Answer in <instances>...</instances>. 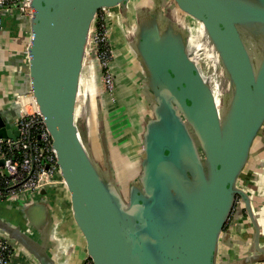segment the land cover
<instances>
[{
	"label": "water",
	"instance_id": "obj_1",
	"mask_svg": "<svg viewBox=\"0 0 264 264\" xmlns=\"http://www.w3.org/2000/svg\"><path fill=\"white\" fill-rule=\"evenodd\" d=\"M30 7L27 86L18 95H32L50 134L73 226L92 264H219L236 196L252 221L255 249L264 251L250 196L240 184L264 124V0H31ZM101 7H116L124 22L133 13L126 33L142 100L133 166L111 142L103 107L92 118L89 92L80 94L86 68L93 79L94 18ZM189 20L218 55L230 85L223 109L220 88L213 92L192 56L199 33ZM12 100L16 119L22 106L16 96ZM78 113L94 121V151L80 132ZM11 126L0 113V136L15 138ZM36 195L20 200L24 231L5 223L0 228L34 264H55L59 219L47 188ZM237 210L241 215L239 205ZM75 247L73 241L67 255Z\"/></svg>",
	"mask_w": 264,
	"mask_h": 264
},
{
	"label": "crops",
	"instance_id": "obj_2",
	"mask_svg": "<svg viewBox=\"0 0 264 264\" xmlns=\"http://www.w3.org/2000/svg\"><path fill=\"white\" fill-rule=\"evenodd\" d=\"M2 18L3 22L0 28V113L5 121L12 124L11 130H15L14 113L16 110L12 99L18 93L25 91L27 86L26 48L29 40L30 18L17 10L4 12ZM240 184L244 185L246 193L250 196V201L254 204L255 218L259 227L258 243L264 249V126L260 135L253 141L247 163L242 171ZM62 188L66 197V189L61 184L57 187L53 185L47 188L48 191H54L53 194H48L54 211H56L55 203L59 202L60 207L63 204L62 200L57 201V197L53 198ZM62 197L64 196L62 195ZM14 203L16 205L12 208L0 203V224L5 223L12 227H19L24 231L27 220L20 210L22 202L19 200ZM56 212L60 216L59 221L62 226V220H64L62 212L58 210ZM243 217L237 214L229 221L227 231L220 243L219 264H264V251L255 249L254 229L250 221ZM4 233L0 228V235H4ZM59 234L57 227L54 232L57 244L54 250L55 264H82L83 260H85L84 264L90 262L85 252L84 242L77 232V237L72 238L71 241L67 240L68 237H62ZM31 238L40 247L41 239H38L36 234H32ZM43 238L45 243L42 245L47 249V234ZM73 241L76 243V247L67 255V250ZM17 247L21 248L20 245ZM21 250V253H15L13 261L21 264H34L33 257L22 248Z\"/></svg>",
	"mask_w": 264,
	"mask_h": 264
},
{
	"label": "rangeland",
	"instance_id": "obj_3",
	"mask_svg": "<svg viewBox=\"0 0 264 264\" xmlns=\"http://www.w3.org/2000/svg\"><path fill=\"white\" fill-rule=\"evenodd\" d=\"M131 7V5H130ZM110 11H112L111 15L108 17V33L107 38L111 47V59H110V71L114 76V87L113 91L109 94L104 90V85L101 77V65L98 61L92 63V68L90 69V74L93 73V79L91 76L88 77V69H85V73H83V82L81 85V93L89 92V98H91V117H94V113L97 111L100 112V109L104 110V114H107L108 124L110 128V136L111 142L118 144L123 153L130 157L133 162L128 163V166H133L138 163V137H137V128L138 131L140 129V125H138V118L140 115V106L142 105V100L140 98V94L138 92L136 77L131 73V64L133 60L132 55H130V51H128V34L126 31H130L132 28L134 19L133 13L130 9L129 17L124 20L121 18L120 13L117 8L114 7ZM125 23L127 25H125ZM189 27L192 28L196 33H199V37L197 39V51L194 50L192 56L196 59L197 66L199 71L205 81L211 86L213 92L216 88H220L219 93L217 91V101L218 107L223 109L226 107V97H228V89L230 85L225 81L224 75L222 74L221 63L219 61V57L213 48L206 43V39L201 35L199 25L193 21L187 22ZM193 41V40H192ZM137 67V66H136ZM95 68L97 72V77H95ZM221 75V76H220ZM220 76V78H219ZM221 86L218 87L215 83ZM91 81V83H90ZM138 82V81H137ZM90 83V84H89ZM91 87L88 89V87ZM98 88L101 90L100 98H95V91ZM85 88V89H84ZM228 88V89H227ZM95 89V90H94ZM85 91V92H83ZM84 96L80 95L79 104L81 109L83 107ZM126 101V102H125ZM99 103V105H98ZM125 103V104H124ZM101 105V106H100ZM103 105V106H102ZM101 108H100V107ZM142 107V106H141ZM118 114V118L116 115ZM77 115H80L79 113ZM82 118L79 120V128L80 132L84 135V137L88 136V139H85V142H89L92 144V151L96 147L97 144H94L95 135H92L95 132V126H93L94 121L91 122L89 120L88 114H81ZM80 115V117H81ZM79 117V119H80ZM82 121V122H81ZM140 121V120H139ZM89 129V130H88ZM100 130V129H99ZM91 132V134H89ZM82 136V135H81ZM137 160V161H136ZM120 161V160H118ZM121 164V163H120ZM126 163H123L121 167L125 166ZM132 164V165H129ZM127 166V168H128ZM63 186V184H62ZM64 187V186H63ZM60 191V194H59ZM63 188L57 191V195L53 196V198L57 197V201L62 200L63 204L60 207L58 203H56V209L59 212H62L63 225L61 226V222L59 221L58 232L62 237H68V241L73 240L72 238H76V230L73 226V221L71 218L70 204L68 197L64 195ZM53 194L54 191H48L47 194ZM62 195L64 197H62ZM0 203L9 207H15L16 203L11 201L0 200ZM61 205V204H60ZM60 209H59V208ZM60 217H58L59 219ZM78 235V234H77ZM14 244V242H12ZM21 248L15 245V252L21 253ZM89 262V261H88ZM88 264H92L90 261Z\"/></svg>",
	"mask_w": 264,
	"mask_h": 264
},
{
	"label": "built area",
	"instance_id": "obj_4",
	"mask_svg": "<svg viewBox=\"0 0 264 264\" xmlns=\"http://www.w3.org/2000/svg\"><path fill=\"white\" fill-rule=\"evenodd\" d=\"M31 0H0V28L4 12L17 10L31 15ZM112 8L101 7L94 18V42L96 58L101 65L104 90L113 91L114 76L110 71L111 47L108 42V17ZM31 94L16 95L21 103L20 115L16 118L15 138L0 136V200L16 202L36 195L40 189L63 184L55 154L51 149V137L43 123ZM9 238L0 235V264H21L13 261L15 245Z\"/></svg>",
	"mask_w": 264,
	"mask_h": 264
},
{
	"label": "flooded vegetation",
	"instance_id": "obj_5",
	"mask_svg": "<svg viewBox=\"0 0 264 264\" xmlns=\"http://www.w3.org/2000/svg\"><path fill=\"white\" fill-rule=\"evenodd\" d=\"M264 126V124H263ZM263 126L261 127L260 131L258 132L257 136L260 135V133L262 132V128ZM246 182V181H245ZM241 188L245 189L244 185L241 184ZM240 203V204H238ZM251 204V209H252V213L253 215L255 216V210H254V204H252V202L250 203ZM238 205L240 207V212H241V216H244L243 218L247 219L248 221H250L251 225H252V221L251 219L249 218L248 216V212H247V209L244 205L243 202H241V199L239 196H236L235 199H234V203H233V206H232V210L230 212V215L227 219V221L225 222L224 226H223V230H222V234H221V239L223 238V236L225 235L224 233L227 231V226H228V223L229 221L233 218L234 215H237V214H240L239 211L237 210L238 208ZM253 227V225H252ZM221 243V242H220ZM219 249H220V246H219ZM220 254V253H219Z\"/></svg>",
	"mask_w": 264,
	"mask_h": 264
},
{
	"label": "trees",
	"instance_id": "obj_6",
	"mask_svg": "<svg viewBox=\"0 0 264 264\" xmlns=\"http://www.w3.org/2000/svg\"><path fill=\"white\" fill-rule=\"evenodd\" d=\"M106 116H107V115H106ZM107 117H108V116H107ZM116 118H118V114L116 115ZM122 152H123V150H122ZM58 185H60V184H58ZM61 185H62V184H61ZM56 187H57V185H56ZM48 198H49V200H50V197H49V196H48ZM55 205H56V203H55ZM55 209H56V208H55ZM56 211H57V209H56ZM56 211H54V212H55V214L57 215L58 212H56ZM57 217H60V216L57 215Z\"/></svg>",
	"mask_w": 264,
	"mask_h": 264
},
{
	"label": "bare ground",
	"instance_id": "obj_7",
	"mask_svg": "<svg viewBox=\"0 0 264 264\" xmlns=\"http://www.w3.org/2000/svg\"><path fill=\"white\" fill-rule=\"evenodd\" d=\"M192 43H194V42L192 41L191 44H192ZM84 89H85V88H84ZM83 92H85V91H83Z\"/></svg>",
	"mask_w": 264,
	"mask_h": 264
}]
</instances>
